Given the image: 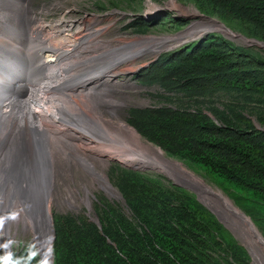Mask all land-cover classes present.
<instances>
[{
  "label": "trees",
  "instance_id": "obj_1",
  "mask_svg": "<svg viewBox=\"0 0 264 264\" xmlns=\"http://www.w3.org/2000/svg\"><path fill=\"white\" fill-rule=\"evenodd\" d=\"M186 1L223 23L243 25L264 44V0ZM137 80L188 100L223 93L233 101L226 109L256 110L260 129L240 113L210 109L215 120L198 109L130 110L127 125L166 157L203 173L237 211L264 227V56L207 35L160 54ZM109 171L125 213L102 205L99 228L81 216L53 218L52 264H249L244 248L191 193L161 175L118 166ZM10 264L40 263L23 248Z\"/></svg>",
  "mask_w": 264,
  "mask_h": 264
},
{
  "label": "bare ground",
  "instance_id": "obj_2",
  "mask_svg": "<svg viewBox=\"0 0 264 264\" xmlns=\"http://www.w3.org/2000/svg\"><path fill=\"white\" fill-rule=\"evenodd\" d=\"M31 5V0H0V231L3 228L7 245L12 241L10 229L15 233L18 226L36 245L20 198L26 190L46 189L49 216L53 202L74 210L84 205L91 213L96 189L118 196L105 174L109 163L115 161L154 171L184 186L247 248L253 264H264V240L246 217L212 186L181 162L166 157L121 119L133 102L124 89L135 85L115 80L123 73L121 66L129 65L126 72L131 73L139 61L213 29L231 38L240 37L208 18L206 22L191 21L175 35L138 37L122 44L101 40L100 30H92L91 23L83 27L77 19L62 18L47 24L41 18L43 8L34 11ZM182 11L189 19L200 16L190 7ZM8 23L12 25L6 26ZM88 37H93L91 52L84 51ZM249 42L264 48L256 41ZM140 47L144 50L137 52ZM115 57L119 59L109 62ZM16 81L28 85L24 84L20 94L19 88L12 86ZM77 97L86 102L77 101ZM77 169L82 174L75 181L73 170ZM48 248L46 241L41 254L44 264H51ZM7 252L12 253L11 246Z\"/></svg>",
  "mask_w": 264,
  "mask_h": 264
},
{
  "label": "rangeland",
  "instance_id": "obj_3",
  "mask_svg": "<svg viewBox=\"0 0 264 264\" xmlns=\"http://www.w3.org/2000/svg\"><path fill=\"white\" fill-rule=\"evenodd\" d=\"M31 3H32L31 7L32 9H34V11H38L41 8H43L42 10L43 14L41 15V18L47 24L52 25L57 20H62V18L77 19L79 21H82L83 27L84 25L91 23L92 30H100L101 40L105 39V40H109L112 42L117 41V42H121L122 44L131 43L138 37H145V36L161 37V36L175 35L185 30L190 25L191 21L197 20L201 22H206L208 18L218 21L228 31H230L233 34L242 36L246 39L251 38L249 35H247L246 28L243 25H240L237 22L223 23L220 20H218L215 16L206 15V14L199 12L197 9H195V7L190 2L186 0H31ZM185 7H190L194 9L195 11L198 12L200 16L194 17L193 19H189L187 16L184 15L182 11L183 8ZM150 9H153L154 11ZM147 12H149L150 14H147ZM13 20H14V17H13ZM11 25H12L11 23H8L6 26H11ZM141 27L143 28L141 29ZM220 33L226 36L227 38L231 39L232 41H234L233 44L235 46L242 47L240 45H236L235 42H237V44H240L243 41L239 39L231 38L225 32H223L222 30H218V29H213L212 31H208L204 33L201 37H204L205 35L206 36L207 35L221 36ZM77 36L78 35H76V37ZM201 37H198L197 39H194L193 41L191 40V41H187L181 44L179 43L171 49L169 48V49L163 50L162 52H160V54L170 52L181 46L197 41ZM91 42H93V37H88L84 45L86 46V48H88V49L85 48L84 50L85 52H91L92 47H89V43ZM246 44H251V43L249 42ZM243 48L250 49L254 52L259 53V55L264 56V48L261 47L260 45L254 44L248 47L243 46ZM143 50H144V47H140L136 51L141 52ZM153 58L152 57L146 58L136 63L135 64L136 70L134 69V71H131V73L126 72V70L129 69V65L121 66L120 71H122L123 73H120L119 75H117L115 79L116 81L126 82V84L127 82L134 83L135 85V88L124 89V92H126L133 100V102L124 109L123 111L124 115L121 116V119L126 124L129 118L128 112L130 110L168 108L171 110L183 109L185 111L192 112L198 109L204 115L209 117L211 120H215V118L208 112V110L210 109V110L222 113L223 115H226V114L228 115L229 112L231 111H234L235 113H240V115H242L244 118L250 121L251 125L255 129H260V127L255 121V112H256L255 109H247V108L245 109H226L227 107H230L231 105L229 104H232L233 102L229 98V95H225L223 93H215L213 96L207 97L205 99L199 98L197 100H188L187 98L179 94L164 93L162 90H160L155 85H152V86L142 85L137 80V73H138L137 71L138 69H141L147 66L153 60ZM18 83L25 84L28 87V85L26 84L27 82L25 83L23 81L22 82L16 81V83L13 84L12 86ZM18 88H19L18 89L19 92L20 90L22 91L21 89L22 85L18 86ZM79 99L82 101V103L83 101L84 103L86 102V100L83 97L76 98L77 101L81 102ZM131 129L133 130V128ZM112 166H118L124 169L135 168V167H126L115 161H111L109 163V167L105 171V174H106V178H107L109 185L118 194L117 197H111L108 194H106L103 190L96 189L95 191H93L94 199L91 201V205H92L91 213L88 211L87 207H85L84 205H80L78 210H74L66 206H62L59 203L56 204L53 202L52 204L49 205V212L51 213L50 216L52 218V221H53V218L60 217V216H70V217L81 216V217L86 218V220H88L89 222H92V220L96 219L98 223L99 213H100L99 209H101V206L105 204H114L119 209H121L123 213H125L123 201L119 193L113 186V179L109 171V169ZM137 169H140V168H137ZM138 172L159 175L158 173L151 171V170H142ZM192 172L193 174H196L197 176L202 178L209 185L216 188L210 182H208L209 180L204 176L203 173L199 171H192ZM73 173L75 176V181H77L79 176H81L82 174L80 169L73 170ZM164 179L166 178L164 177ZM168 181L170 183H173L170 180ZM188 192L191 193L194 196V198H196L192 192H190L189 190ZM245 216L250 221L252 220L251 223L254 222L253 218L249 217L248 215H245ZM252 225L257 229V231L263 237L264 227L262 225H259V226L255 225L253 223ZM20 230H21V226H18L17 231L15 233H14L13 228L10 229L12 241L9 246H11L12 253L8 254L7 250L9 246L7 245L5 241V236L3 232L4 230L3 228L1 229L0 231V261H1V264H7L8 261L10 264L12 257L16 253H18L19 250L23 248H27L28 250H31L36 255L34 245L32 244L30 240L31 236L29 234L28 235L22 234ZM236 242L240 246H242L246 250L247 254L249 255V261H248L249 264H253L252 256L250 255L247 248L243 246L242 244H240L237 240ZM7 258H9V260Z\"/></svg>",
  "mask_w": 264,
  "mask_h": 264
},
{
  "label": "water",
  "instance_id": "obj_4",
  "mask_svg": "<svg viewBox=\"0 0 264 264\" xmlns=\"http://www.w3.org/2000/svg\"><path fill=\"white\" fill-rule=\"evenodd\" d=\"M221 24V23H220ZM222 25V24H221ZM223 26V25H222ZM224 27V26H223ZM225 28V27H224ZM226 29V28H225ZM227 30V29H226ZM220 35L226 39L229 42H232V40L228 39L227 37H225L223 34L220 33ZM238 36V35H237ZM206 35L204 37H201L200 39L205 38ZM240 37L241 40H243L244 42H241L240 44L236 45H240V46H244V47H248L250 45L246 44L249 43V41H256L257 43L261 44L264 46V44L262 42H259L255 39H246L242 36H238ZM252 39V40H251ZM193 41V40H192ZM169 51V50H167ZM121 52V51H119ZM117 52V53H119ZM166 52V51H164ZM116 53V52H115ZM112 55V54H111ZM160 54L156 55L152 61H154ZM119 58L115 57V58H111L109 59V62L111 61H117ZM151 61V62H152ZM150 62V63H151ZM147 66L141 68L144 69ZM140 69H138L139 71ZM137 71V72H138ZM131 170H135V171H142L141 169H136V168H129ZM172 185L179 187L181 189H184L185 191L188 192L187 189H185L184 186L180 185V184H174L171 183ZM47 191L45 188H39V187H33V188H29L28 190H26V193H24L23 195H20L21 200L24 202V206H25V211L27 214V217L29 219V223L30 226L32 227V231L34 233V238L36 240V245H34L35 248V252H36V256L39 260L40 264H44V258L41 255L43 252V247L44 244L46 243V241H48L49 243V255H50V262L52 264V253H51V246H52V241L54 238V230H53V221L52 218L49 216V214L46 211L45 208V198H46V194ZM195 201L200 204L196 198H194ZM205 210H207L216 220V222L222 226V228L227 231L229 233V235L233 238V240L236 242L235 238L233 237V235L227 230V228H225L219 221L218 219L215 217V215L209 211L206 207H204L202 204H200ZM92 223L95 224L97 226V228H99V225L96 221V219L92 220ZM237 243V242H236ZM35 244V243H34ZM238 244V243H237ZM246 252V251H245ZM247 254V253H246ZM248 256V255H247Z\"/></svg>",
  "mask_w": 264,
  "mask_h": 264
},
{
  "label": "clouds",
  "instance_id": "obj_5",
  "mask_svg": "<svg viewBox=\"0 0 264 264\" xmlns=\"http://www.w3.org/2000/svg\"><path fill=\"white\" fill-rule=\"evenodd\" d=\"M21 85H23L24 86V84H22V83H18V84H16V85H14V87H16L17 89H18V86H21ZM25 87V86H24ZM7 264H9V261H8V263Z\"/></svg>",
  "mask_w": 264,
  "mask_h": 264
},
{
  "label": "flooded vegetation",
  "instance_id": "obj_6",
  "mask_svg": "<svg viewBox=\"0 0 264 264\" xmlns=\"http://www.w3.org/2000/svg\"><path fill=\"white\" fill-rule=\"evenodd\" d=\"M21 92H19V94H20Z\"/></svg>",
  "mask_w": 264,
  "mask_h": 264
}]
</instances>
